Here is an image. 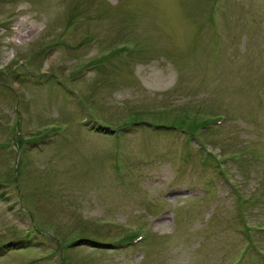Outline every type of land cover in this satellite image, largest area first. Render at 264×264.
Instances as JSON below:
<instances>
[{"label":"rangeland","instance_id":"obj_1","mask_svg":"<svg viewBox=\"0 0 264 264\" xmlns=\"http://www.w3.org/2000/svg\"><path fill=\"white\" fill-rule=\"evenodd\" d=\"M0 264H264V0H0Z\"/></svg>","mask_w":264,"mask_h":264},{"label":"bare ground","instance_id":"obj_2","mask_svg":"<svg viewBox=\"0 0 264 264\" xmlns=\"http://www.w3.org/2000/svg\"><path fill=\"white\" fill-rule=\"evenodd\" d=\"M26 36H30V32H28V31H23L22 33L19 34V37H21V38H24V37H26Z\"/></svg>","mask_w":264,"mask_h":264}]
</instances>
